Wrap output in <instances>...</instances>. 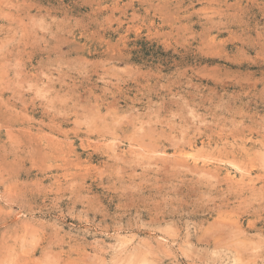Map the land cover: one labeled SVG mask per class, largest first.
Instances as JSON below:
<instances>
[{"label":"rangeland","instance_id":"1","mask_svg":"<svg viewBox=\"0 0 264 264\" xmlns=\"http://www.w3.org/2000/svg\"><path fill=\"white\" fill-rule=\"evenodd\" d=\"M0 264H264V0H0Z\"/></svg>","mask_w":264,"mask_h":264}]
</instances>
